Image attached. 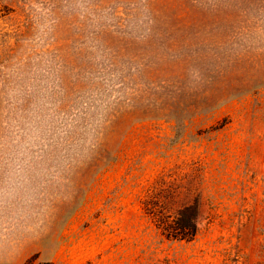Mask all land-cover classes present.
Listing matches in <instances>:
<instances>
[{
    "label": "rangeland",
    "instance_id": "374dc122",
    "mask_svg": "<svg viewBox=\"0 0 264 264\" xmlns=\"http://www.w3.org/2000/svg\"><path fill=\"white\" fill-rule=\"evenodd\" d=\"M0 264H264V0H0Z\"/></svg>",
    "mask_w": 264,
    "mask_h": 264
},
{
    "label": "trees",
    "instance_id": "16d2710c",
    "mask_svg": "<svg viewBox=\"0 0 264 264\" xmlns=\"http://www.w3.org/2000/svg\"><path fill=\"white\" fill-rule=\"evenodd\" d=\"M176 184L159 182L143 201L146 213L167 238L190 241L198 233L200 203L197 199L175 206L179 195Z\"/></svg>",
    "mask_w": 264,
    "mask_h": 264
}]
</instances>
